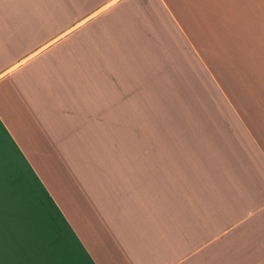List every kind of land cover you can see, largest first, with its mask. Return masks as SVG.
<instances>
[{
    "label": "crops",
    "instance_id": "obj_1",
    "mask_svg": "<svg viewBox=\"0 0 264 264\" xmlns=\"http://www.w3.org/2000/svg\"><path fill=\"white\" fill-rule=\"evenodd\" d=\"M1 214L0 264H264V0H0Z\"/></svg>",
    "mask_w": 264,
    "mask_h": 264
},
{
    "label": "rangeland",
    "instance_id": "obj_2",
    "mask_svg": "<svg viewBox=\"0 0 264 264\" xmlns=\"http://www.w3.org/2000/svg\"><path fill=\"white\" fill-rule=\"evenodd\" d=\"M55 27V26H54ZM11 202V201H10ZM12 203H9L8 205L5 206L6 210H11L12 209ZM0 222H5V223H9L11 222V216H2V214L0 215Z\"/></svg>",
    "mask_w": 264,
    "mask_h": 264
}]
</instances>
